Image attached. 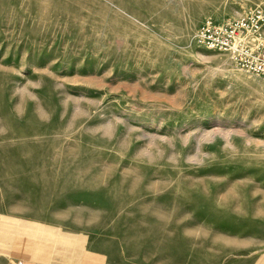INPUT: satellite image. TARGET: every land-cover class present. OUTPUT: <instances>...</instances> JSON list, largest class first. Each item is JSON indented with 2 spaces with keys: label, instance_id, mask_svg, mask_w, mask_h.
I'll list each match as a JSON object with an SVG mask.
<instances>
[{
  "label": "rangeland",
  "instance_id": "rangeland-1",
  "mask_svg": "<svg viewBox=\"0 0 264 264\" xmlns=\"http://www.w3.org/2000/svg\"><path fill=\"white\" fill-rule=\"evenodd\" d=\"M254 9L0 0V264H264V80L194 38Z\"/></svg>",
  "mask_w": 264,
  "mask_h": 264
},
{
  "label": "built area",
  "instance_id": "built-area-1",
  "mask_svg": "<svg viewBox=\"0 0 264 264\" xmlns=\"http://www.w3.org/2000/svg\"><path fill=\"white\" fill-rule=\"evenodd\" d=\"M194 38L200 46L224 52L238 68L264 79V11L250 10L221 22L207 17Z\"/></svg>",
  "mask_w": 264,
  "mask_h": 264
},
{
  "label": "crops",
  "instance_id": "crops-1",
  "mask_svg": "<svg viewBox=\"0 0 264 264\" xmlns=\"http://www.w3.org/2000/svg\"><path fill=\"white\" fill-rule=\"evenodd\" d=\"M21 246H15V250H13V254L15 255V256H17L16 258H20L21 260H23V261H30V256H29V254H27V255H25V253H23V251L22 250H20L21 248H20Z\"/></svg>",
  "mask_w": 264,
  "mask_h": 264
},
{
  "label": "bare ground",
  "instance_id": "bare-ground-1",
  "mask_svg": "<svg viewBox=\"0 0 264 264\" xmlns=\"http://www.w3.org/2000/svg\"><path fill=\"white\" fill-rule=\"evenodd\" d=\"M261 78V77H260ZM264 80V79H263Z\"/></svg>",
  "mask_w": 264,
  "mask_h": 264
}]
</instances>
